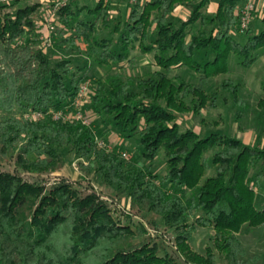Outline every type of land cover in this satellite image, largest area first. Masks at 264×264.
Returning a JSON list of instances; mask_svg holds the SVG:
<instances>
[{
  "label": "trees",
  "instance_id": "obj_1",
  "mask_svg": "<svg viewBox=\"0 0 264 264\" xmlns=\"http://www.w3.org/2000/svg\"><path fill=\"white\" fill-rule=\"evenodd\" d=\"M206 3L134 0L123 27L111 30L120 35L119 51L101 35L111 28L113 0H97L92 8L70 3L59 11L60 23L72 33L66 38L57 34L59 51L71 54L80 50L78 43L85 44L89 57L107 68L129 63L130 52L137 49L154 54L158 70L138 78L116 76L108 89L98 87L87 108L109 117L119 136L135 137L146 161L163 157L166 175L160 178L137 164L138 155L124 162L118 148L99 147L92 127L50 118L49 112L70 107L86 76L80 77V69L64 55L39 46L36 6L12 3L16 12L0 17V112L6 114L0 117V163L17 153L16 166L24 172H56L63 167L62 150L69 149L98 182L127 197L130 208L158 215L174 231L177 250L187 262L217 264L219 255L226 264H256L257 257H246L238 234L246 225H264V207L256 205L264 171L253 185L249 182L250 171L264 165V149L221 134L202 138L192 130L182 132L177 119L187 113L201 116L214 103L212 81L229 73L232 56L243 67L258 59L264 52V28L255 35L248 29L240 43L232 33L248 0H220L210 16L201 12ZM179 6L191 8V15L176 25ZM84 11L93 21L82 16ZM197 23L200 29L190 37L187 29ZM177 68L194 72L198 83L173 74ZM220 88L242 106L238 84L226 79ZM16 108L23 110L19 117L12 114ZM258 108L264 112V99ZM28 110L44 118L25 120ZM211 169L214 174L200 185ZM185 190L192 192L189 200L180 195ZM191 219L215 233L212 247L202 255L190 247ZM169 263L143 227L115 220L95 194L81 196L66 182L46 188L0 172V264Z\"/></svg>",
  "mask_w": 264,
  "mask_h": 264
},
{
  "label": "rangeland",
  "instance_id": "obj_2",
  "mask_svg": "<svg viewBox=\"0 0 264 264\" xmlns=\"http://www.w3.org/2000/svg\"><path fill=\"white\" fill-rule=\"evenodd\" d=\"M97 0H20V5L23 7L36 6L35 25L38 31L45 35H50L52 47L46 48V51H56V56L60 55L71 60V64L80 69V77L86 76L85 82H89V95L84 107V111L91 126L99 141L103 143L104 149L117 151L120 159L124 162L131 161L134 155H138L136 162L144 169L150 168V171L158 178L166 175V163L163 157L157 158L153 162L146 161L139 153L138 140L133 137L125 139L117 133L116 129L111 125L109 117H102L94 114L87 107H90V99L95 95L98 87L108 89L109 83L120 76L122 79L133 77H144L149 73L158 70L154 59V54H142L138 49L130 52L129 63H124L119 66H112L107 68L105 66H98L91 57H89V50L85 44L78 43L80 50H74L71 54H67L64 50H58L56 42L60 40L59 35L64 38L70 36L72 33L60 23L59 13H53V8L57 4L74 3L79 8L94 7ZM134 4V0H113V5L110 12L112 20L111 28L106 29L101 34L103 38L111 41L112 49L120 50V35L114 34L111 30L118 25L120 28L126 22L129 15L130 8ZM248 4V3H247ZM11 5V4H10ZM6 5L0 7V17L3 19L4 15L15 13L17 7ZM253 5V4H252ZM255 8L253 6L251 22L248 26L251 35L257 34V29H253V18ZM201 12L210 16L208 11V4L206 3ZM191 15V8L177 7L174 11L175 24L180 25L186 22ZM82 16L91 21L92 18L83 12ZM48 27H53L49 33L46 30ZM200 25L188 27L189 36L197 34ZM246 29L240 32V24L238 30L232 33V37L240 43H244ZM18 45V43L16 44ZM14 45V46H16ZM20 45V44H19ZM229 73L226 75L216 76L213 79V86L210 92H216L217 97L210 107L202 110L201 116L193 113L182 114L178 116L177 123L180 131L192 130L200 137L204 138L211 134H221L223 136L232 137L240 140L243 144L249 147H257L264 149V112L258 108L260 100L264 99V52L260 53L258 59L249 67H243L232 56L230 60ZM173 74L179 75L185 79L187 83H198V76L187 69L177 68ZM226 79L232 80L239 85V99L242 100V106L237 104L231 95L220 88L222 82ZM89 99V100H88ZM87 110V111H86ZM23 110L16 108L12 114L19 117ZM6 115L0 112V117ZM10 115V113H9ZM64 163L63 167L56 172H47L43 174H34L24 172L16 166L17 153H11L5 162L0 163V172L10 173L20 176L24 181L32 184L43 185L46 188L59 183L66 182L71 187L77 189L81 196L88 194H95L98 198L105 201L112 212L115 220L122 224L129 223L133 227H143L156 247L158 255L166 259L169 264H192L186 261L176 247V236L173 230L166 228L163 220L154 213L141 212L137 209L130 208L129 200L125 196H117L110 188L103 183L98 182L92 172L87 171V163L82 160H77L74 154L69 150H62ZM122 154L127 156V159L122 158ZM258 164L249 173V182L254 184L257 174L264 171V165ZM213 170L206 172L200 185L213 175ZM261 183L262 188L257 189V208L264 207V173H262ZM169 187V185H167ZM192 192L182 191L180 195L189 200ZM190 223L194 225L193 239L190 243L191 249L198 253L204 254L207 247H212L211 238L214 236L212 228H202L194 224L191 219ZM238 239L246 251V257H257L256 264H264V225L260 227L244 226L238 234ZM217 264H226L219 259L217 255Z\"/></svg>",
  "mask_w": 264,
  "mask_h": 264
},
{
  "label": "built area",
  "instance_id": "obj_3",
  "mask_svg": "<svg viewBox=\"0 0 264 264\" xmlns=\"http://www.w3.org/2000/svg\"><path fill=\"white\" fill-rule=\"evenodd\" d=\"M15 1L18 0H0V7H4L6 5H10L12 3H14ZM66 3H62V4H57L52 10L53 13H59L60 9L62 7H65ZM252 12H253V5L252 3H248L243 10L240 13V32L245 31L246 29H248V26L251 22V18H252ZM53 27H48L46 28L45 31H47L49 33V31H52ZM38 40H39V46L46 49L49 47H52V41L50 38V35H45L43 32L39 31V36H38ZM89 82H84L72 104L70 105L71 108L70 109H66L65 111H59V112H49V116L52 120L54 121H62V122H75V123H80L86 127L91 126V122L88 120V117L85 114L84 111V107L85 104L87 102V96L89 95ZM23 118L25 120L28 121H38L44 118V114H42L39 111H31L28 110L25 113H23ZM96 143L98 144L99 147L104 148L103 143L101 141H99L97 138L95 139ZM123 159H127V156L125 154L121 155Z\"/></svg>",
  "mask_w": 264,
  "mask_h": 264
},
{
  "label": "crops",
  "instance_id": "obj_4",
  "mask_svg": "<svg viewBox=\"0 0 264 264\" xmlns=\"http://www.w3.org/2000/svg\"><path fill=\"white\" fill-rule=\"evenodd\" d=\"M219 1L220 0H207L208 11H210L211 14L217 11ZM248 3H252L255 8L253 29L255 27L257 33H259L264 28V0H248Z\"/></svg>",
  "mask_w": 264,
  "mask_h": 264
}]
</instances>
